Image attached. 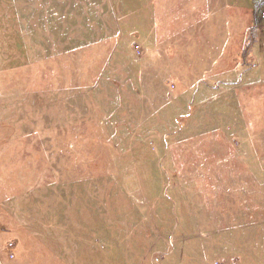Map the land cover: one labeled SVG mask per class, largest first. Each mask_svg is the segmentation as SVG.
I'll return each mask as SVG.
<instances>
[{"label": "rangeland", "instance_id": "rangeland-1", "mask_svg": "<svg viewBox=\"0 0 264 264\" xmlns=\"http://www.w3.org/2000/svg\"><path fill=\"white\" fill-rule=\"evenodd\" d=\"M261 0H0V264H264Z\"/></svg>", "mask_w": 264, "mask_h": 264}, {"label": "flooded vegetation", "instance_id": "flooded-vegetation-1", "mask_svg": "<svg viewBox=\"0 0 264 264\" xmlns=\"http://www.w3.org/2000/svg\"><path fill=\"white\" fill-rule=\"evenodd\" d=\"M264 7V0H261V4L259 5V9ZM262 17H264V10L262 13Z\"/></svg>", "mask_w": 264, "mask_h": 264}]
</instances>
